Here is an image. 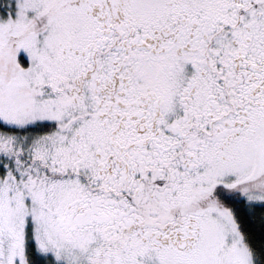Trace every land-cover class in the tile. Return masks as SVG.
Segmentation results:
<instances>
[{"label": "snow or ice", "instance_id": "1", "mask_svg": "<svg viewBox=\"0 0 264 264\" xmlns=\"http://www.w3.org/2000/svg\"><path fill=\"white\" fill-rule=\"evenodd\" d=\"M0 264H264V0H0Z\"/></svg>", "mask_w": 264, "mask_h": 264}]
</instances>
